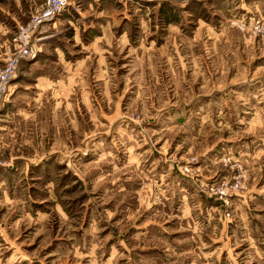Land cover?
<instances>
[{"label": "rangeland", "instance_id": "374dc122", "mask_svg": "<svg viewBox=\"0 0 264 264\" xmlns=\"http://www.w3.org/2000/svg\"><path fill=\"white\" fill-rule=\"evenodd\" d=\"M45 0H0V67ZM0 107V264H264V0H68Z\"/></svg>", "mask_w": 264, "mask_h": 264}, {"label": "built area", "instance_id": "2783aa9c", "mask_svg": "<svg viewBox=\"0 0 264 264\" xmlns=\"http://www.w3.org/2000/svg\"><path fill=\"white\" fill-rule=\"evenodd\" d=\"M68 0H45L42 9L32 16L31 22L14 38L15 51L8 55L3 66L0 67V105L4 102L12 79L16 76L19 64L33 53L35 40L33 31L41 24L50 21L67 4Z\"/></svg>", "mask_w": 264, "mask_h": 264}, {"label": "crops", "instance_id": "0c3cea01", "mask_svg": "<svg viewBox=\"0 0 264 264\" xmlns=\"http://www.w3.org/2000/svg\"><path fill=\"white\" fill-rule=\"evenodd\" d=\"M11 85H12V83L10 84V86H9V92H8V94H7V96H6V98H5V100H4V102L0 105V107L4 104V103H7L8 101H9V98H10V94H11Z\"/></svg>", "mask_w": 264, "mask_h": 264}]
</instances>
